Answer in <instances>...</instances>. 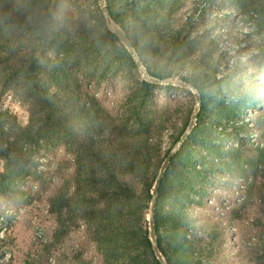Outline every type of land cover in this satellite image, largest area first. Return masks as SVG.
I'll return each instance as SVG.
<instances>
[{"label": "trees", "instance_id": "16d2710c", "mask_svg": "<svg viewBox=\"0 0 264 264\" xmlns=\"http://www.w3.org/2000/svg\"><path fill=\"white\" fill-rule=\"evenodd\" d=\"M61 1L0 0V92L20 91L30 105L25 126L0 109V192L16 189L29 171L33 149L41 142L66 145L74 150L76 187L72 195L65 187L60 189L53 205L61 201L67 205L70 201L90 204L84 216L108 264H160L149 237L148 214L160 165L155 160L167 124L162 120L154 127L143 118L157 86L133 77L124 110L112 119L97 98L84 89L85 83L98 85L138 69L119 38L108 30L97 0H90L93 9H78L76 20L59 19ZM216 1L195 0L192 11L200 10L203 15ZM229 1L238 13L248 15L263 28L259 34L264 38V0ZM106 4L112 21L124 30L153 77L165 80L179 76L201 96L195 126L160 182L154 218L157 245L168 264H210L212 259L218 260V239L226 232L218 234L207 223L191 233V214L184 200L194 190L192 176L213 174L191 148L200 135L209 104L216 102L210 92L221 81L219 67L226 66L223 61L228 52L208 44L196 48L191 35L193 15L179 27L168 21L166 13L181 14L179 0H106ZM259 46L264 52V45ZM196 53L198 61L190 60ZM184 67L190 72L181 76L180 68ZM226 108L223 112L230 113ZM187 126L173 137V145ZM230 126L237 134L243 130L235 122ZM177 162L184 170L178 190L177 177L171 179L169 174ZM170 182L174 191L165 195ZM251 186L246 187V193ZM169 194L165 209L162 204ZM96 198L110 204H93ZM199 232L208 235L200 236ZM50 247L44 249L47 254L28 255L24 264H48Z\"/></svg>", "mask_w": 264, "mask_h": 264}, {"label": "rangeland", "instance_id": "374dc122", "mask_svg": "<svg viewBox=\"0 0 264 264\" xmlns=\"http://www.w3.org/2000/svg\"><path fill=\"white\" fill-rule=\"evenodd\" d=\"M194 1L179 0L183 6L179 10L181 14L166 13L168 21L179 27L193 15L191 35L196 48L202 44L222 47L228 56L223 61L226 66L219 67L221 81L210 92L216 102L209 104L200 135L191 148L197 159L213 169L209 168L213 174L205 178H191L194 190L184 200L191 214V233L207 223L218 234L226 232L218 239L215 253L218 260L212 259L210 264H258L261 260L264 264V52L259 46L264 45L260 35L263 28L256 26L248 15L238 13L229 0H217L203 15L199 14L200 10L193 13ZM87 7L93 9L90 0H62L58 17L76 20L78 9ZM198 57L196 53L190 60L198 61ZM189 72L187 67L180 68L181 76ZM120 74L98 85H84L112 119L124 110L132 78L142 79L139 71L128 72L125 77ZM169 79L183 82L179 76ZM167 88L157 86L143 112V118L154 127L162 120L167 124L161 151L155 160L157 165L160 163L157 176L177 144H172L173 137L189 125L196 105L195 95L189 89ZM223 107L230 113L223 112ZM0 109L20 126H25L30 117L29 102L20 91L0 92ZM232 122L243 128L239 134L230 126ZM2 166L0 161V171ZM76 168L74 150L66 145L41 142L33 149L29 171L18 181L16 189L0 192V264H24L30 254H47L44 251L47 245H51L48 264H108L102 245L84 216V209L90 204L70 201L67 205L61 201L53 205L60 189L65 187L72 195ZM182 173L179 162L169 169L171 179L177 177V190ZM172 183L165 195L174 191ZM249 184L252 186L246 193ZM245 196L247 201L238 208ZM169 200L170 194L162 204L165 209ZM95 203L110 204V201L96 198ZM199 235L206 237L208 232H199Z\"/></svg>", "mask_w": 264, "mask_h": 264}, {"label": "water", "instance_id": "95a60500", "mask_svg": "<svg viewBox=\"0 0 264 264\" xmlns=\"http://www.w3.org/2000/svg\"><path fill=\"white\" fill-rule=\"evenodd\" d=\"M97 1H98V5L101 9V12L105 18L108 30L111 33L115 34L119 38L121 43L124 45V47L126 48L128 53L131 55V57H132V59H133V61H134V63H135V65H136V67H137V69H138L143 80H145L148 83L154 84L156 86L186 88V89H189L190 91H192L195 95L196 105H195L194 113L191 117L190 123H189L186 131L181 136L178 143L169 152L165 161L163 162V164L159 170V174L155 180V183H154V186L152 189V193H151L152 194V200H151V205H150V210H149V237H150V240L152 243V248H153V251H154V254H155L157 260L160 262V264H168L167 261L165 260V258L163 257V255L161 254L159 248H158L157 241H156V234H155V218L154 217H155V204H156V200L158 197V188H159L160 182L164 176V173H165L167 167L169 166L173 156L177 153V151L186 142L189 134L191 133V131L194 127L196 117H197V115L200 111V107H201V96H200L199 92L194 87H192L190 84H187L185 82H181V81L178 82L174 79L161 80V79H157V78L153 77L147 71V69L144 67V65L142 64L138 54L136 53L131 41L127 37L124 30H122L119 26H117L112 21L110 15H109V12H108L106 0H97Z\"/></svg>", "mask_w": 264, "mask_h": 264}]
</instances>
